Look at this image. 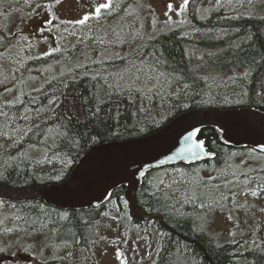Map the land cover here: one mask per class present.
Wrapping results in <instances>:
<instances>
[{
	"label": "trees",
	"instance_id": "16d2710c",
	"mask_svg": "<svg viewBox=\"0 0 264 264\" xmlns=\"http://www.w3.org/2000/svg\"><path fill=\"white\" fill-rule=\"evenodd\" d=\"M201 2L187 0L185 22L179 28L154 36L90 34L63 57L56 49L31 59L18 47L24 33L12 34L0 21V55L33 64L30 72L35 68L47 76L36 92L22 89L7 109L0 107V186L61 183L91 147L151 135L188 110L245 107L264 112V0H236L207 10L200 8ZM12 3L0 0V17L22 10ZM98 43L104 44L102 50L94 49ZM102 52H107L106 58ZM218 75L225 77L219 81ZM198 138L214 153L212 160L151 171L133 193L136 208L154 215L153 223L145 220L147 228L141 234L149 236V225L162 234L155 264H264V243H220L197 217L220 192H228L224 180L234 155L264 154L223 145L215 128L200 130ZM28 149L42 151L43 163L36 165ZM172 169L186 174L195 190L184 200L180 217L158 182ZM239 175L246 187L264 194V167ZM103 216H118L126 226L140 224L130 213L124 186L113 190L104 205L78 211H61L39 200H0V232L9 228L27 237L54 230L70 238L68 245L53 241L54 247L88 256L102 240L96 226ZM17 240H8L7 249ZM7 249L0 248V256Z\"/></svg>",
	"mask_w": 264,
	"mask_h": 264
},
{
	"label": "rangeland",
	"instance_id": "374dc122",
	"mask_svg": "<svg viewBox=\"0 0 264 264\" xmlns=\"http://www.w3.org/2000/svg\"><path fill=\"white\" fill-rule=\"evenodd\" d=\"M12 1L14 6L22 10L2 15L0 21L8 25L12 34L20 31L24 33L18 47L26 50L31 59L46 56L56 49L60 50L63 57L71 46L90 36L91 22L97 21L95 24L101 29L104 20L100 17L111 15L109 9H101L99 14L95 12L101 4L109 3L108 0L88 2L86 7L77 0H52L48 5L45 4L49 0ZM201 1L200 8L207 10L236 0ZM132 6L143 16L141 26L147 36H154L158 30L182 25L185 22V0H136ZM127 11H119L115 15L122 13L126 15ZM85 16L90 18L84 24L76 23ZM77 27H80L79 30H76ZM103 45L98 43L94 49L102 50ZM106 54L107 52H102V57L106 58ZM28 66L33 64L28 65L13 56L0 55V107L4 110L17 98L22 89L33 93L40 87V80L46 79L43 71L33 68L30 72ZM223 77L225 75L216 76L219 81ZM27 153L36 165L43 163L42 151L28 149ZM233 157L224 180L228 192H220L219 197L209 195L212 198L218 197L216 202L199 211L197 217L203 219L204 228L220 243L264 242V196L253 195L256 192L251 186L246 187L239 181L240 171L263 168L264 157H257L254 153ZM203 177L210 178L206 174ZM158 178V182L161 181L160 190L168 191V197L173 200L171 203L173 210L181 212L184 200L190 199L192 193H195L192 181H188V176L179 169L165 170ZM146 228L143 225L126 226L118 216H103L96 226L102 240L92 249L91 256L84 251L71 250L67 247L59 250L54 247L53 241L66 242L68 245L70 240L67 234L54 233V230L48 234L20 237L16 232L6 228L0 232V248L6 249L10 244L8 240L18 239L16 245L6 253L19 252L22 264H37L42 259L47 264H54L55 259H62L59 264H154L162 235L155 226H151L150 237L146 238L147 236L140 233ZM7 254L6 256H9Z\"/></svg>",
	"mask_w": 264,
	"mask_h": 264
},
{
	"label": "water",
	"instance_id": "95a60500",
	"mask_svg": "<svg viewBox=\"0 0 264 264\" xmlns=\"http://www.w3.org/2000/svg\"><path fill=\"white\" fill-rule=\"evenodd\" d=\"M204 128L217 129L225 146L264 153V112L245 107L192 109L151 135L91 147L61 183L30 188L0 186V200L17 203L39 200L58 210L78 211L105 204L113 190L125 186L130 213L142 221L146 215L136 208L133 193L148 172L214 158V153H208L198 138ZM189 136L191 139L186 140Z\"/></svg>",
	"mask_w": 264,
	"mask_h": 264
},
{
	"label": "flooded vegetation",
	"instance_id": "af4514ba",
	"mask_svg": "<svg viewBox=\"0 0 264 264\" xmlns=\"http://www.w3.org/2000/svg\"><path fill=\"white\" fill-rule=\"evenodd\" d=\"M96 0H77L78 3L82 4L83 7H86L88 2H95ZM120 1H125L123 4L120 3ZM108 0L107 2H110V8L109 11L111 13L110 16L103 15L100 17V19L104 20L102 28L100 29L98 26H96V22H91L90 27H92L91 34L102 36L101 34H107L111 33L117 36H123L126 35L128 37L134 36V35H146V31L141 26L142 20H144L143 16H141L140 12L135 9V7L132 6L136 0ZM106 9V10H108ZM128 10V11H127ZM124 12L127 11L126 15H123V13L115 15L116 12ZM109 13V14H110ZM140 21V24H139ZM103 22V21H102ZM89 24V23H86ZM85 24V25H86ZM181 25H176L171 28L162 29L156 31V34L165 31V30H171L172 28H179ZM155 34V35H156ZM263 196V195H262ZM183 210L178 213V216H182ZM148 219L151 223H153V216H148ZM0 264H17L18 261L16 257H10L6 255L0 256ZM18 264H22V261L19 260Z\"/></svg>",
	"mask_w": 264,
	"mask_h": 264
},
{
	"label": "snow or ice",
	"instance_id": "6c2138e0",
	"mask_svg": "<svg viewBox=\"0 0 264 264\" xmlns=\"http://www.w3.org/2000/svg\"><path fill=\"white\" fill-rule=\"evenodd\" d=\"M186 4H187V0H185V5H186ZM110 6H111V5H110V2H109V3H103V4H101L99 7H97V8L95 9V12H96L97 14H99L100 11H101V9H108V8H110ZM169 7L171 8V6H169ZM89 18H90L89 16H85L84 18L80 19V20L77 21L76 23L84 24ZM136 80L139 81V80H140V77L137 76V77H136ZM149 90H151V89H149ZM49 131H51V130H49ZM193 135H195V133H193ZM185 139H186V140L191 139V136L186 137ZM188 150L191 151V149H188ZM181 151H184V150L182 149ZM255 194H256V193H253V195H255Z\"/></svg>",
	"mask_w": 264,
	"mask_h": 264
},
{
	"label": "bare ground",
	"instance_id": "6f19581e",
	"mask_svg": "<svg viewBox=\"0 0 264 264\" xmlns=\"http://www.w3.org/2000/svg\"><path fill=\"white\" fill-rule=\"evenodd\" d=\"M36 92V91H35ZM153 217H154V215H153Z\"/></svg>",
	"mask_w": 264,
	"mask_h": 264
}]
</instances>
